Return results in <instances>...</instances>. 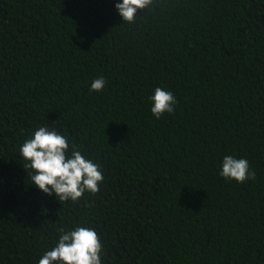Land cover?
<instances>
[{
	"label": "trees",
	"instance_id": "obj_1",
	"mask_svg": "<svg viewBox=\"0 0 264 264\" xmlns=\"http://www.w3.org/2000/svg\"><path fill=\"white\" fill-rule=\"evenodd\" d=\"M116 3L0 0V264H39L61 226L93 228L102 264H264V0H155L131 24ZM40 126L100 165L98 194L32 184Z\"/></svg>",
	"mask_w": 264,
	"mask_h": 264
},
{
	"label": "clouds",
	"instance_id": "obj_2",
	"mask_svg": "<svg viewBox=\"0 0 264 264\" xmlns=\"http://www.w3.org/2000/svg\"><path fill=\"white\" fill-rule=\"evenodd\" d=\"M155 0H122L115 8L123 23H134L140 11L149 9ZM103 77L93 80L90 91L101 92L106 86ZM152 101V114L160 119L165 113H173L177 103L171 91L155 88ZM25 160L23 167L31 169L29 174L32 184L41 192L61 201L77 203L85 193L96 195L104 177L99 170L100 165L85 158L75 144L69 143L68 137L40 126L34 134L24 141L19 149ZM223 178L235 180L238 183L255 179V173L250 171L247 159H236L225 156L219 173ZM60 233L55 246L44 253L39 264H102L103 244L93 228L76 227L66 230L58 228Z\"/></svg>",
	"mask_w": 264,
	"mask_h": 264
}]
</instances>
